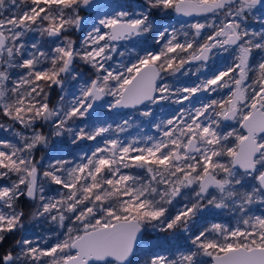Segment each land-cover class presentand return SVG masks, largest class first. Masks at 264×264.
I'll list each match as a JSON object with an SVG mask.
<instances>
[{"label":"snow or ice","instance_id":"6c2138e0","mask_svg":"<svg viewBox=\"0 0 264 264\" xmlns=\"http://www.w3.org/2000/svg\"><path fill=\"white\" fill-rule=\"evenodd\" d=\"M0 264H264V0H0Z\"/></svg>","mask_w":264,"mask_h":264},{"label":"rangeland","instance_id":"374dc122","mask_svg":"<svg viewBox=\"0 0 264 264\" xmlns=\"http://www.w3.org/2000/svg\"><path fill=\"white\" fill-rule=\"evenodd\" d=\"M227 222V221H226Z\"/></svg>","mask_w":264,"mask_h":264}]
</instances>
